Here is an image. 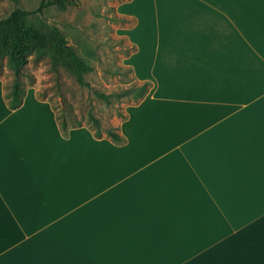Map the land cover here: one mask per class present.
I'll return each mask as SVG.
<instances>
[{
  "label": "crops",
  "instance_id": "obj_1",
  "mask_svg": "<svg viewBox=\"0 0 264 264\" xmlns=\"http://www.w3.org/2000/svg\"><path fill=\"white\" fill-rule=\"evenodd\" d=\"M117 13L149 84L122 143L64 136L32 91L2 102L0 264H264V0Z\"/></svg>",
  "mask_w": 264,
  "mask_h": 264
},
{
  "label": "rangeland",
  "instance_id": "obj_2",
  "mask_svg": "<svg viewBox=\"0 0 264 264\" xmlns=\"http://www.w3.org/2000/svg\"><path fill=\"white\" fill-rule=\"evenodd\" d=\"M40 1L0 0V19L14 8L33 10ZM125 1L78 0L66 10L51 6L40 14L44 22L63 33L68 44L92 67L85 76L89 87L79 86L62 68L53 71L47 58L35 61L30 57L23 69L26 93L34 92L38 100L53 106L59 115H67L73 109L75 118L84 126H90L88 114H93L100 121L102 135L106 129L118 127L124 120L121 114H125V108L138 102L132 92L122 98L113 97L108 103L94 94V91L114 94L138 86L131 71L124 66L125 56L133 50L126 37L132 20L117 13L118 6ZM12 78L10 69L4 65L0 72V107L5 100L1 90L3 93L9 90Z\"/></svg>",
  "mask_w": 264,
  "mask_h": 264
},
{
  "label": "trees",
  "instance_id": "obj_3",
  "mask_svg": "<svg viewBox=\"0 0 264 264\" xmlns=\"http://www.w3.org/2000/svg\"><path fill=\"white\" fill-rule=\"evenodd\" d=\"M78 0H41L37 8L26 10L14 8L10 14L0 19V72L5 65L12 73V82L9 90L5 91L4 98L6 106L15 110L23 103L26 90L22 82L24 67L30 57L35 61L47 58L51 69L57 71L59 68L65 70L74 77L81 87H89L85 76L92 71V67L86 63L68 44L63 33L55 26L49 25L40 18L42 10L55 6L60 10H66ZM133 88L123 90L114 94H105L94 91L95 96L104 102H110L111 98H122L129 93L135 94V99L140 100L148 90L149 84L144 82ZM65 107L70 105L63 104ZM55 118L61 133L66 136L72 128L83 127L80 120L75 118L73 109L66 114H58L53 106ZM125 120L126 114H121ZM69 117V119L67 118ZM88 123L85 126L93 131L95 137H103L100 121L91 113L88 114ZM105 137L120 144L124 138L119 134L118 127L106 129Z\"/></svg>",
  "mask_w": 264,
  "mask_h": 264
}]
</instances>
